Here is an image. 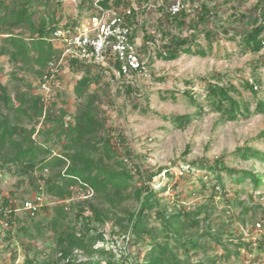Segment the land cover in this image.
I'll use <instances>...</instances> for the list:
<instances>
[{"label":"trees","instance_id":"obj_1","mask_svg":"<svg viewBox=\"0 0 264 264\" xmlns=\"http://www.w3.org/2000/svg\"><path fill=\"white\" fill-rule=\"evenodd\" d=\"M39 1L0 0V58L7 56L20 71L34 74L40 80L49 61L58 57L60 52L52 43L55 30L61 26L78 25L82 16L64 25H60L59 20L55 18L50 21L43 19L39 26L33 28L32 36L27 38L23 30L31 24L33 5ZM89 1L91 12L88 15H92L96 9L95 0ZM151 1L102 0L101 5L105 8L132 7V14L126 16V21L131 26L140 24L145 27L143 17L151 9ZM173 1L162 0L155 6L159 12L156 25L163 39L161 47L157 49V55L161 58L174 60L182 54L208 56L213 51L214 42L222 35L237 42L243 53L256 54L264 49V0H258L255 4L258 15L253 20L245 14L236 13L235 10L226 17L231 21L248 20L244 30H235L232 34L230 25L225 26L220 22L210 27L207 24L213 17H220L222 7L233 4L236 0H190L193 2L190 4V10L183 8L176 13L170 11ZM133 2L137 8H134ZM197 3L198 9L195 8ZM174 28L178 33L173 31ZM186 30L190 32L188 35L183 34ZM133 31L135 36L137 30ZM202 35L208 41L207 46L199 41ZM105 57L108 62L106 66L102 63L77 60L64 65L81 73L75 91L78 97L85 96V99L75 114L67 111H61L60 114L54 112V101L45 112L42 96L29 89L31 83L24 77L16 76V70L12 72L13 77L16 82L23 83V88L19 83L11 88L0 81V166L21 160L25 171H32L36 166L55 171L49 177L40 174L45 184L44 190L62 202L55 205L57 216L53 220L57 231V256L46 264H117L119 260L115 259L113 250L96 246L100 240L105 241V235L94 228L93 224H103L107 221L120 225L125 234L129 233L132 236V244L142 243L147 246L143 259L133 260L131 264H218L224 257L231 255L227 247L224 254L205 256L197 261L180 257L179 250H183L187 256L211 247L202 241L207 235L222 243V232L209 228L203 231L197 229L201 222L200 208L174 206L169 209L159 197L160 191L155 188L153 181L163 171H166L168 176L174 174L167 166L153 170L141 161L136 162L134 157L140 159V156L128 148L122 153L127 137L122 132L114 137L106 127L103 110L97 102L98 96L95 92H88L89 89L96 85L107 91L113 89L114 83H117L116 94L133 102L141 96L142 89L124 78L116 77L114 70L121 67V61L111 55L110 49L105 52ZM151 61L152 57L149 63ZM257 62L256 68L259 65L264 66V54ZM204 79L207 83L204 101L200 100L193 88L183 91L196 107L194 113L175 114L171 118H164H170L175 126L184 129L195 118L205 115L208 108L219 113L217 124L248 118L254 113L264 114L263 98L258 99L255 109L252 110L250 101L243 94L245 89L257 97L256 85L261 83L259 78L244 80L241 84L243 89L231 80L224 82L220 72L214 74L213 79ZM187 83L192 84L190 81ZM161 98L176 100L178 96L175 90H164ZM134 105L140 106L137 103ZM44 122H51L52 127L38 126ZM260 137L264 140V130ZM57 145L61 146L59 152L55 150ZM189 150L190 145L185 153L188 154ZM234 155L243 160L255 157L264 162V151L249 144L238 146ZM225 157L224 155L211 159L204 156L187 161V165L191 169L204 171L205 177H201V183L203 191H210L211 200L224 196L233 204L239 191L236 190L233 196V189L227 186L228 177L237 184L251 179L255 188H259L264 183V174L230 166ZM128 160L133 163L132 167L129 166ZM135 179L138 184L130 192L128 189ZM174 186L177 187L178 184ZM80 189L85 192L92 189L94 195L77 201L70 200ZM95 198L97 202L93 201ZM127 200L129 204L124 206L123 203ZM46 206L45 204L44 208H47ZM15 208V203L10 197H4L0 201V220L8 222V231L12 230L18 218ZM69 209L74 210V220L68 218ZM151 215L161 224L158 230L149 226ZM173 241L175 246L172 245ZM244 245L250 246V242L242 239L239 246ZM260 245L264 248V239ZM76 250L85 252L88 259L79 261L75 255ZM97 254L100 257L95 258ZM24 264H35V260L27 257Z\"/></svg>","mask_w":264,"mask_h":264},{"label":"rangeland","instance_id":"obj_2","mask_svg":"<svg viewBox=\"0 0 264 264\" xmlns=\"http://www.w3.org/2000/svg\"><path fill=\"white\" fill-rule=\"evenodd\" d=\"M182 1L186 4L193 3L190 0ZM161 2L162 0L151 1L152 7L143 17L145 27L140 24L133 25V28L137 30L135 37L139 42L144 44L147 41L152 42L149 48L144 45L143 49L141 48L147 56L150 51L152 53L153 61L149 63L152 75L146 77L140 74L125 78V80H133V84L142 89L141 96L133 102L131 99L116 94L117 83H114L113 89L107 91L95 85L88 92L97 94V102L103 110L106 127L112 136L117 137L118 133L122 132L127 137L126 147H123L122 153L128 148L140 156V159L134 157L136 162L141 161L153 170H158L160 166H167L174 174V176H168L166 171H163L153 181L155 188L160 191L159 197L169 206V209L174 206L200 208L201 222L197 229L203 231L209 228L212 231L222 232L220 235L222 243H218L207 235L202 241L210 244L211 247H206V251L199 250L187 256L183 250H179L181 258L197 261L205 256L213 257L217 253L224 254L227 247L231 255L224 257L218 264H264V248L260 245L261 240L264 239V183L259 188H255L251 179L237 184L231 177H228L227 186L233 189V196L236 190L239 191L235 197V203L230 204L224 196L211 200L210 191H203L204 187L201 183V177H205L204 171L191 169L187 165V161L204 156L214 159L225 155L226 162L230 166L264 174L262 160L255 157L243 160L234 155L235 149L245 144L264 151V140L260 137V133L264 130V114L254 113L248 118L217 124L219 113L208 108L205 115L195 118L184 129L175 126L170 119L175 114L194 113L196 107L183 91L193 88L200 100L204 101L207 93V83L204 78L213 79L217 72L222 74L224 82L231 80L241 89H243L241 84L244 80L252 81L255 78L261 80V83L256 85L257 97L251 91L243 89L244 96L250 101L251 108L254 110L258 99H264V66L259 65L256 68L257 60L263 56L264 49L256 54L243 53L237 42L222 35L218 41L214 42L213 51L208 56L182 54L174 60L161 58L157 55V49L161 47L163 39L156 25L159 12L155 8ZM257 2L258 0H236L233 4H226L219 13L220 17H213L207 26L213 27L221 22L225 26H231L230 34L235 30L242 31L248 20L235 21L237 19H233L231 21L226 17L235 10L236 13L245 14L253 20L258 15L255 7ZM89 3V0H40L35 2L32 8L31 24L23 30V33L25 37L30 38L33 28L39 26L43 19L47 21L52 18L58 19L60 25L80 16L83 20L91 12ZM111 8L123 13L128 7ZM173 31L178 33L175 28ZM189 33L187 30L183 32L184 35ZM199 41L205 46L208 44L203 35ZM52 43L54 48L60 51V43L54 38ZM64 65L61 85L54 90L49 106L54 101V112L60 114L61 111H67L75 114L85 99V96L78 97L75 91L81 73ZM15 70L17 71L16 76L24 77L27 82L31 83L29 89L35 93L41 92L40 80L37 76L20 71L7 56L0 58L2 84L13 88L19 83L23 88V83L16 82L13 77L12 72ZM187 81L192 84H188ZM164 90H175L178 98L176 100L162 99L161 95ZM135 103L140 106H135ZM164 116L170 118L165 119ZM41 125L52 127L51 122H44L38 126ZM188 145H190V150L186 154ZM60 149V145L55 147L57 152ZM128 164L130 167L133 166L131 160H128ZM23 165L24 163L18 160L0 166V201L4 197L12 198L18 217L11 231H8L3 221L0 220V264H24L27 257L33 258L35 264H46L57 256V231L53 220L57 216L55 205L62 202L44 190L47 208L43 207L34 217L28 216L23 209L24 201L34 197L38 188L44 184L40 174L49 177L55 171L41 169L40 166H36L32 171H25ZM205 180L208 181L207 178ZM176 183L177 187L174 186ZM137 184V179L133 180L128 190L132 192ZM86 194L80 189L70 200L84 199ZM93 201L98 200L95 198ZM123 204L128 205L129 201ZM68 218L74 220V210L69 209ZM149 226L156 227L158 230L161 224L155 220L154 215H151ZM93 227L105 235V241L100 240L96 246H104L108 250H113L115 259L119 260L117 264H131L133 260L143 259L147 246L142 243L132 244V236L129 233L125 234L120 225L107 221L103 224L95 222ZM242 239L250 242V246H239ZM172 245L175 246L176 243L173 241ZM75 255L79 261L88 259L87 254L81 250H76ZM98 257H100L99 254L95 256V258Z\"/></svg>","mask_w":264,"mask_h":264},{"label":"built area","instance_id":"obj_3","mask_svg":"<svg viewBox=\"0 0 264 264\" xmlns=\"http://www.w3.org/2000/svg\"><path fill=\"white\" fill-rule=\"evenodd\" d=\"M101 1H94L97 11L81 20L78 25L74 27L61 26L55 30L53 38L60 43V52L58 57L49 61L47 70L40 79L41 92L37 93L42 96L45 112L49 107L54 90L61 85L63 65L72 60L102 63L106 66L108 62L105 52L110 49L111 55L121 61V67L114 70L117 78L125 79L140 74L146 77L152 75L149 69V60L152 53L150 51L147 56L142 50L143 45L149 48L152 42L147 41L145 44L139 42L133 35V26L125 19L127 15L132 14V7H128L123 13H120L115 9L103 7ZM133 6L137 8L135 2H133ZM151 7L152 4L149 8ZM183 8L190 10V4H186L182 0H174L170 5L172 13L179 12ZM195 8H199V3L195 4ZM126 81L134 83L133 80ZM86 193L85 198L94 195L92 189H88ZM45 204L44 187L40 186L34 197L24 201L23 209L29 216L34 217ZM15 210L17 212V208ZM1 212L0 210V214ZM3 223L5 226L8 225L7 221Z\"/></svg>","mask_w":264,"mask_h":264}]
</instances>
